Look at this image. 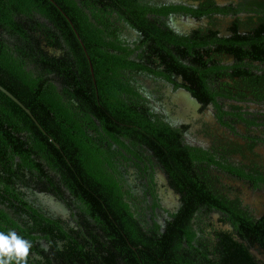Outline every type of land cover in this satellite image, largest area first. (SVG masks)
<instances>
[{"label": "trees", "instance_id": "16d2710c", "mask_svg": "<svg viewBox=\"0 0 264 264\" xmlns=\"http://www.w3.org/2000/svg\"><path fill=\"white\" fill-rule=\"evenodd\" d=\"M53 1L0 0V86L45 132L0 91V231L14 230L31 242L26 264H264V216L255 220L239 203H224L203 166L256 186L264 175L254 178L184 146L182 132L146 107L137 79H164L204 106H218L216 98L224 95L264 104V20L239 42L222 40L212 48L214 35L190 40L168 29L161 17L175 7L158 9L145 0ZM251 5L264 14V4ZM119 23L135 30L138 41L121 38ZM223 53L235 63L214 60ZM214 80L224 95L211 90ZM223 115L230 114L220 111V120ZM254 115H231L256 129L257 135L248 133L252 148L264 144V123ZM147 152L181 195L177 212L159 203H128L137 199L125 181L127 165L146 172L152 168ZM149 185L154 190L153 181ZM24 189L57 198L70 220L49 215ZM213 212L232 234L205 236Z\"/></svg>", "mask_w": 264, "mask_h": 264}, {"label": "flooded vegetation", "instance_id": "af4514ba", "mask_svg": "<svg viewBox=\"0 0 264 264\" xmlns=\"http://www.w3.org/2000/svg\"><path fill=\"white\" fill-rule=\"evenodd\" d=\"M145 1L158 9L178 8V11L161 17L168 29L178 37L190 40L196 34L199 35V38L214 35V38L209 39L213 44H210L212 48L220 47L222 40H237L236 43L239 42V37L248 36L259 30L263 25L260 18L264 20V14L258 13L260 8L251 5L254 2L264 4V0ZM119 25L121 29L123 28L121 38L127 39L128 43L138 41L139 34L135 30L127 25L124 28L122 23ZM213 58L222 66H231L235 63L234 57L227 53L217 55L216 58L213 56ZM137 79H139V93L144 98L146 107L154 112L160 121L182 132L184 146L207 152L216 161L243 168L245 174L251 173L254 178L261 174L264 175V144L258 143L256 147L252 148V142L248 139V133L251 134V131L252 135H257L256 129H247L246 125L231 116L238 112L243 113L244 116L245 114L247 116V113H254L260 122L264 123V104L242 103L237 102L234 98L229 99L220 91L221 86L215 80L209 82V87L224 95L216 98L218 106L215 104L204 106L191 92L183 87H176L164 79L147 75L137 77ZM226 81L228 80L225 78L221 79V82ZM178 83H183L181 77H178ZM220 111L230 115H223L220 120ZM223 123H229L232 128ZM146 155L152 160V168L146 172L141 171L132 163L127 165L125 181L128 188L132 189L131 194L137 199L136 201L130 200L128 203H147L148 207L159 203L167 213L177 212L181 205V195L171 187L166 173L163 172L152 155L148 152ZM207 166L205 164L203 167L208 170V185L214 194L224 200V203H239L240 209L255 220L264 216V182H260L256 186L247 180L239 179L235 175L219 170L217 167L209 166L207 168ZM201 169L204 170L202 167ZM151 173L153 175L149 177ZM199 173L201 172L199 171ZM151 181H153L154 190L150 189ZM148 189L152 194L147 192ZM24 192L31 202L55 219L63 221L69 219L70 215L63 217L59 216V213L52 214L49 211L51 207L47 204V200L55 198L54 196L27 189H24ZM40 196L44 198L41 199ZM147 206L145 205L146 208ZM155 211L159 216L168 217V214L162 213L160 209ZM221 216L219 213L213 212L210 214L209 220L204 222L203 229L207 238L212 239L216 231L233 233V228L223 222Z\"/></svg>", "mask_w": 264, "mask_h": 264}, {"label": "clouds", "instance_id": "9594fccd", "mask_svg": "<svg viewBox=\"0 0 264 264\" xmlns=\"http://www.w3.org/2000/svg\"><path fill=\"white\" fill-rule=\"evenodd\" d=\"M31 242L14 230L0 231V264H26Z\"/></svg>", "mask_w": 264, "mask_h": 264}, {"label": "water", "instance_id": "95a60500", "mask_svg": "<svg viewBox=\"0 0 264 264\" xmlns=\"http://www.w3.org/2000/svg\"><path fill=\"white\" fill-rule=\"evenodd\" d=\"M53 4L54 1L50 0ZM56 5V4H55ZM77 37L79 38L78 34ZM85 50V48H84ZM86 51V50H85ZM89 60V57H88ZM90 61V60H89ZM91 67V73L93 75V68L90 64ZM0 91L5 94L8 98H10L14 103H16L23 111H25V113L35 122V124L44 132L43 128L38 124V122L36 121V119L34 118V116L32 115V113L19 101L17 100L11 93H9L6 89H4L3 87L0 86ZM45 133V132H44ZM53 142V140H51ZM56 147L58 149H60V147L55 144ZM172 193V192H171ZM41 199H43L44 197L40 196ZM47 204L51 207V210H49L52 214H56L59 213V216H68L69 212L66 209L65 205L62 204L61 202H59L58 200H56L55 198H51L47 200ZM65 219V218H62Z\"/></svg>", "mask_w": 264, "mask_h": 264}]
</instances>
